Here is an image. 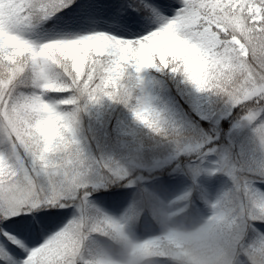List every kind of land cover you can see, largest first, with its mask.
<instances>
[{
    "label": "snow or ice",
    "instance_id": "obj_1",
    "mask_svg": "<svg viewBox=\"0 0 264 264\" xmlns=\"http://www.w3.org/2000/svg\"><path fill=\"white\" fill-rule=\"evenodd\" d=\"M146 73L208 129L157 106ZM103 102L127 111L130 156L166 146L198 164L225 120L249 153L221 155L231 187L207 215L190 194L165 202L96 153L84 117ZM117 187L138 197L120 218L96 203ZM142 213L158 235L134 237ZM165 222H202L236 264H264V0H0V264H172Z\"/></svg>",
    "mask_w": 264,
    "mask_h": 264
},
{
    "label": "rangeland",
    "instance_id": "obj_2",
    "mask_svg": "<svg viewBox=\"0 0 264 264\" xmlns=\"http://www.w3.org/2000/svg\"><path fill=\"white\" fill-rule=\"evenodd\" d=\"M144 90L147 95L153 97L154 103L160 106L157 102L158 94L154 88L148 85L146 79L144 80ZM96 109H91L90 114L84 117V124L88 134L94 141L95 151L99 156L105 159L117 160L128 168L132 175L141 176L143 186L158 193L165 202L190 194V200L196 203L204 215H207L210 211L208 206L222 195H219V192L222 191L223 193L231 187L229 178L224 173L216 170L221 155L226 153L230 155L234 162L241 163L250 150V136L247 130L240 128L233 129L230 132L231 125L225 120L220 123L223 130V134L218 141L221 145L220 151L208 155L198 164L191 163L187 158H184L180 166L177 167L175 152L166 146L155 149L145 148L138 156H130L122 146L120 137V132L127 126L128 114H124L123 120L120 122L122 128L117 127V125L106 128L108 124L100 122V113ZM93 111H95V114ZM181 118L190 121L185 113L181 115ZM201 126L204 129L209 127V125L202 124ZM195 168L200 170L199 175L194 173L193 169ZM161 178L166 179L167 184H162L159 188L153 182L160 183ZM122 189H128L127 198H124L121 204H116L110 207L109 210H104L115 218H120L127 209L138 204L137 189ZM146 221L152 223L148 214L142 213L140 228L137 225L132 231L135 238L145 240L159 234L158 227H154L151 231L142 227L141 225Z\"/></svg>",
    "mask_w": 264,
    "mask_h": 264
},
{
    "label": "clouds",
    "instance_id": "obj_3",
    "mask_svg": "<svg viewBox=\"0 0 264 264\" xmlns=\"http://www.w3.org/2000/svg\"><path fill=\"white\" fill-rule=\"evenodd\" d=\"M162 226L172 236V264H236L223 238L205 228L202 222H165ZM138 264H152V261L144 258Z\"/></svg>",
    "mask_w": 264,
    "mask_h": 264
},
{
    "label": "trees",
    "instance_id": "obj_4",
    "mask_svg": "<svg viewBox=\"0 0 264 264\" xmlns=\"http://www.w3.org/2000/svg\"><path fill=\"white\" fill-rule=\"evenodd\" d=\"M145 79L147 80L148 85L154 88V90L158 94L157 102H159L161 107H169L173 109V111H175L180 117L185 113L190 118V122L199 124L200 126L201 124L207 126V124L203 121H199L195 113L188 109L186 104H183V102L180 101V96L183 95V92L177 91L178 86L171 84L170 82L165 81L164 79H161L157 76H154L151 73H146L144 76V80ZM95 108H97L100 113V122H102L103 124H108L106 128L114 127L115 125H117V127L119 128H122L120 122L121 120H123L124 114L127 113V111L122 106L113 105L109 102H103L101 105ZM94 112L95 111H93V113ZM161 179L162 181L160 183L153 182L159 188H161L162 184H167L166 179ZM127 191L128 189L117 188L113 190L111 195L104 197L103 202L98 200L96 201V203L99 207H101L102 210H109L110 207L116 204H121L123 202V199L127 198Z\"/></svg>",
    "mask_w": 264,
    "mask_h": 264
}]
</instances>
